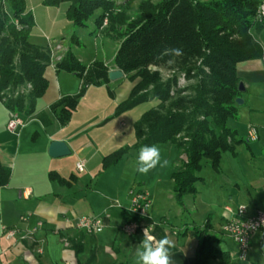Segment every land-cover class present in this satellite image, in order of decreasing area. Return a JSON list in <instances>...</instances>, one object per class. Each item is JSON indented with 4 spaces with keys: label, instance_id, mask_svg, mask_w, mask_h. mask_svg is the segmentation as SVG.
<instances>
[{
    "label": "crops",
    "instance_id": "crops-1",
    "mask_svg": "<svg viewBox=\"0 0 264 264\" xmlns=\"http://www.w3.org/2000/svg\"><path fill=\"white\" fill-rule=\"evenodd\" d=\"M41 2L37 0L27 10L33 12ZM66 7L61 4L55 9L65 18ZM78 34L90 46L81 49L73 45L71 50L84 66L99 59L109 71L116 70L112 60L118 45L106 38L104 30H95L90 21ZM252 36L264 51V32H254ZM29 42L45 46L48 38L34 42L29 35ZM109 48L113 55L106 61L100 54ZM236 74L244 86L242 104L237 105L238 118H229L226 125L247 143L235 147V156L222 152L218 172L210 161H202L197 174L201 180L195 184L197 193L184 198L187 213L176 205L180 216L177 222L169 218L165 207L173 201L171 175L179 171L184 159L174 145H158L168 164L147 174L135 170L138 151L134 150L116 165L103 168L105 157L136 143L135 123L158 104L153 100L144 103L146 107L137 114L131 115L140 105L113 116L133 87L124 75L107 85L89 86L63 127L49 107L65 96L75 95L82 80L57 72L54 64L45 69L48 87L36 100L32 115L13 114L0 103V162L11 170L8 184L0 188V264H135L136 248L143 230L149 226L158 239L167 234L174 240L176 264H195L197 240L190 227L193 224L202 227L208 216L211 225L208 234L218 239L216 247L220 251L230 255V264H264V243L259 233L252 235L247 260L241 262L237 259L236 244L223 232L230 219L226 207L235 211L240 205L246 206L247 216L264 212V58L237 64ZM108 88L113 97L108 95ZM13 117L21 119L23 125L9 131L6 126ZM250 127L258 132V139L253 142L247 140ZM53 141L66 143L70 154L51 158L48 149ZM78 161L85 162L82 173L75 169ZM72 177L70 185L57 181L59 178L69 181ZM132 189L146 192L151 200L143 216L129 210ZM154 201L157 207L153 209ZM79 217H102L106 226L100 234L87 235L73 226ZM127 221L137 226L136 236L122 230ZM11 230L21 233L22 240L27 233L31 234L34 245L4 238L3 234ZM77 249L80 252L76 253ZM208 264L218 263L211 260Z\"/></svg>",
    "mask_w": 264,
    "mask_h": 264
},
{
    "label": "trees",
    "instance_id": "trees-1",
    "mask_svg": "<svg viewBox=\"0 0 264 264\" xmlns=\"http://www.w3.org/2000/svg\"><path fill=\"white\" fill-rule=\"evenodd\" d=\"M7 2L10 14L0 4V103L13 114L30 116L36 100L48 87L44 72L50 62V50L29 42L30 30L35 24L25 0ZM261 2L143 1L136 17L131 18L117 0H42L41 5L48 8L66 4L65 18L78 29L87 28L93 21L95 30H99L106 21L104 35L118 45L112 65L129 82L135 83L113 116L153 100L158 102L135 123L136 143L105 157L104 169L119 163L131 150L139 151L143 145H174L184 159L179 171L171 175V195L175 204L187 213L184 198L197 193L195 184L201 180L197 174L202 161H210L213 170L218 172L221 153L230 152L235 156V147L247 143L226 122L229 118H238L236 100L241 92L237 64L264 58L263 49L252 36L254 32H264V19L255 20ZM96 11L100 13L96 15ZM73 45H81L75 34L55 69L82 80V86L75 95L65 96L49 107L62 127L70 121L89 86L109 83V67L97 61L84 66L72 52ZM171 49H180L182 55H173ZM172 60H177L179 73L169 79L163 81L158 71L151 70ZM180 75L194 83L179 88ZM26 84L30 85L27 94L15 97L14 90ZM188 90L191 94L183 95ZM107 91L113 97L109 88ZM10 176L11 170L0 162V188L8 184ZM73 180L72 177L69 181L61 178L57 181L70 185ZM190 228L197 240L195 264H208L211 260L230 264V255L220 251L216 247L218 239L208 234L209 216L202 227L193 224Z\"/></svg>",
    "mask_w": 264,
    "mask_h": 264
},
{
    "label": "rangeland",
    "instance_id": "rangeland-1",
    "mask_svg": "<svg viewBox=\"0 0 264 264\" xmlns=\"http://www.w3.org/2000/svg\"><path fill=\"white\" fill-rule=\"evenodd\" d=\"M36 1L37 0H25L26 2V8H30L33 7L34 5H36ZM143 1H150L152 3H157L160 0H117V3L121 5V9L131 18H135L136 15L138 14L139 10H138V6L141 2ZM199 1H205V0H199ZM2 3V6L5 10V12H7L8 14L11 13L10 11V6L7 2V0H0V4ZM100 13V11H96L95 13ZM57 16H55V20L53 19L54 14ZM31 14L34 18V24L35 27L30 30V39L33 40L34 42H41V40L44 42V40H46V38H48V43L45 45L49 50H50V62L48 64V66L50 64H56L57 62H59L65 55L67 49H68V43L70 42V36L74 33V34H78V28L73 27L60 13V11H57L55 8H48V7H44L40 4V6L37 8H33V12L31 11ZM57 17V18H56ZM106 28V21H104L103 26L101 27V30H104V34L106 33L105 31ZM81 30H85V29H81ZM79 34L81 35L82 33L79 32ZM78 34V35H79ZM77 35V36H78ZM79 35V37H80ZM66 36V38L64 39H60L61 37ZM83 36V35H82ZM80 37L79 43L81 45H78V47H80L81 49H85L86 47L89 48V42L88 40H84L82 39L83 37ZM88 37V36H86ZM88 42V44L86 43ZM92 43V41H90ZM113 42V41H112ZM112 48V47H111ZM111 48H109V50L104 51L101 55V57L107 61L109 60V58L113 55V50H111ZM102 62L99 61V59L94 60L93 62ZM103 63V62H102ZM105 64V63H104ZM179 66H178V62L177 60H172L166 64H161L158 67H151V70L154 71H158L160 73V77L161 79L164 81L166 79H169L173 74H178L179 72ZM131 83V82H130ZM194 83L193 80H186L184 83V86L180 87V88H187L189 86H191ZM132 85H134L135 83H131ZM27 91H29L27 84L26 85H22L17 87L13 94L16 97L17 94H22L26 95ZM190 91H186L183 95H190ZM242 95V93H241ZM243 95H247V94H243ZM241 99V98H239ZM145 104L140 105L139 108H137V110H135V112H133L131 115H133L134 113L137 114L140 111H142L145 108ZM167 206L166 209V213L169 214V218H171L174 222H177V220H179V214H177V209L178 207L176 206V204L174 203V201H170L169 203L167 202L165 207ZM156 202L154 201V206L153 209L156 208ZM123 230V227H122ZM15 234L12 238L8 237V233L10 231H6L3 235L4 238L6 239H15V242H23L27 243L28 245H34V241H33V236L31 234H28L26 236H24V239L22 240L21 237V233L17 232V230H14ZM33 243V244H32ZM23 258L22 254L19 255V259Z\"/></svg>",
    "mask_w": 264,
    "mask_h": 264
},
{
    "label": "built area",
    "instance_id": "built-area-1",
    "mask_svg": "<svg viewBox=\"0 0 264 264\" xmlns=\"http://www.w3.org/2000/svg\"><path fill=\"white\" fill-rule=\"evenodd\" d=\"M264 19V0L257 8L255 20L261 22ZM184 75H180L178 78V87L184 86ZM30 89V85H27ZM23 125V121L17 117L11 118L7 123V129L9 131H15L17 128ZM258 139V132L256 128L250 127L247 132V140L249 142L256 141ZM75 169L78 173H82L85 170V162L78 161L75 164ZM130 196V208L129 210L138 215L143 216L148 211L151 200L148 194L144 191L132 189L129 192ZM225 211L230 214V219L223 226V232L236 244L238 248V261L245 262L250 250V240L253 234L259 233L261 241L264 243V212L256 211L253 215L247 216V207L240 205L235 211L226 207ZM23 221V218H20ZM73 226L75 229L87 234L96 235L102 233L105 228V219L102 217H79L77 218ZM137 226L133 223H128L123 226L125 234L132 236L137 230ZM15 234L14 230L8 233V237L12 238Z\"/></svg>",
    "mask_w": 264,
    "mask_h": 264
},
{
    "label": "clouds",
    "instance_id": "clouds-1",
    "mask_svg": "<svg viewBox=\"0 0 264 264\" xmlns=\"http://www.w3.org/2000/svg\"><path fill=\"white\" fill-rule=\"evenodd\" d=\"M173 55L180 56V49L169 50ZM167 159L161 155L159 146L143 145L138 151L135 170L141 174H147L157 166L165 167ZM176 245L167 234L157 238L150 231V226L143 230V238L135 251V264H176L173 252Z\"/></svg>",
    "mask_w": 264,
    "mask_h": 264
},
{
    "label": "water",
    "instance_id": "water-1",
    "mask_svg": "<svg viewBox=\"0 0 264 264\" xmlns=\"http://www.w3.org/2000/svg\"><path fill=\"white\" fill-rule=\"evenodd\" d=\"M122 77H123L122 72L117 70V69L108 72V80L109 81H116V80L121 79ZM238 91L241 93L244 92V86L242 83H239ZM236 104L241 105L242 100L237 99ZM69 154H70V151L68 150L66 143H64L62 141H53L50 144L49 149H48V155L51 158L65 157V156H68Z\"/></svg>",
    "mask_w": 264,
    "mask_h": 264
}]
</instances>
